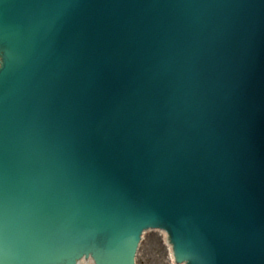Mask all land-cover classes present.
Listing matches in <instances>:
<instances>
[{
  "label": "water",
  "instance_id": "95a60500",
  "mask_svg": "<svg viewBox=\"0 0 264 264\" xmlns=\"http://www.w3.org/2000/svg\"><path fill=\"white\" fill-rule=\"evenodd\" d=\"M264 264V0H0V262Z\"/></svg>",
  "mask_w": 264,
  "mask_h": 264
},
{
  "label": "rangeland",
  "instance_id": "374dc122",
  "mask_svg": "<svg viewBox=\"0 0 264 264\" xmlns=\"http://www.w3.org/2000/svg\"><path fill=\"white\" fill-rule=\"evenodd\" d=\"M136 264H173L170 260L168 247L164 243L163 233L152 231L143 236Z\"/></svg>",
  "mask_w": 264,
  "mask_h": 264
},
{
  "label": "bare ground",
  "instance_id": "6f19581e",
  "mask_svg": "<svg viewBox=\"0 0 264 264\" xmlns=\"http://www.w3.org/2000/svg\"><path fill=\"white\" fill-rule=\"evenodd\" d=\"M90 263V262H89ZM79 264H88V263H85L84 261L83 262H81V263H79ZM91 264V263H90Z\"/></svg>",
  "mask_w": 264,
  "mask_h": 264
},
{
  "label": "snow or ice",
  "instance_id": "6c2138e0",
  "mask_svg": "<svg viewBox=\"0 0 264 264\" xmlns=\"http://www.w3.org/2000/svg\"><path fill=\"white\" fill-rule=\"evenodd\" d=\"M0 264H2V262H0Z\"/></svg>",
  "mask_w": 264,
  "mask_h": 264
}]
</instances>
